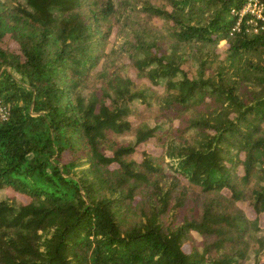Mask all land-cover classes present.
<instances>
[{"label":"trees","instance_id":"16d2710c","mask_svg":"<svg viewBox=\"0 0 264 264\" xmlns=\"http://www.w3.org/2000/svg\"><path fill=\"white\" fill-rule=\"evenodd\" d=\"M247 2L0 0V264H264Z\"/></svg>","mask_w":264,"mask_h":264},{"label":"rangeland","instance_id":"374dc122","mask_svg":"<svg viewBox=\"0 0 264 264\" xmlns=\"http://www.w3.org/2000/svg\"><path fill=\"white\" fill-rule=\"evenodd\" d=\"M249 3H251V5H252V4H253V1H252V2L248 1L246 6H249ZM249 9H250V8H249ZM253 12H254V13H260L261 10H260V9H255V8H253ZM248 23L250 24L251 28L254 27V29H253L252 31H256V30H257L256 21H255L254 19L249 20ZM114 41H115V37H114V34H112V35L110 36V38H109V42H108L107 45H106L108 49L111 48V46H112V44L114 43ZM226 48H227V43H226V41H225V40H221V41L218 43V51H219L222 55H224L225 52H226ZM103 59H104L103 57L100 58L99 62L93 67L92 72L97 71V70L100 69V67H101V65H102V62H103ZM132 77H133V75H132ZM159 90H161L160 87H159ZM139 106L142 108V105H139ZM134 119H135L134 117H131V120H134ZM149 146L151 147V145H149ZM150 147H149V148H150ZM159 151H160V150H159L158 148H154V152H159ZM67 159H68V157L65 156V157L62 158V161H64V162L66 161V162H67ZM164 166H165V165H164ZM166 167H168V166H166ZM167 171H169L168 168H167ZM5 196H8V197H14L15 194L13 193V191H11V190H9V189H6V190H0V197L2 198V197H5ZM14 198H15V197H14ZM16 198H17V200H25V197H24V196H16ZM244 209H245L246 214H247L249 217H251V218L254 217V214H253V212H252V210H251L250 208L244 206ZM260 221L264 224V215L260 218ZM192 234H193V236H194L197 240H200V234H199V233H197V232H192ZM246 264H253V254H252V253H250V256H249L248 260L246 261Z\"/></svg>","mask_w":264,"mask_h":264},{"label":"built area","instance_id":"2783aa9c","mask_svg":"<svg viewBox=\"0 0 264 264\" xmlns=\"http://www.w3.org/2000/svg\"><path fill=\"white\" fill-rule=\"evenodd\" d=\"M250 2L253 1V4L251 5V3H249V6H246L247 3L242 7V9L240 10V12L238 13L239 17H242L246 12H253V8L255 9H259L258 6L256 5L255 0H248ZM250 8V9H249ZM254 13V12H253ZM258 14L257 16L259 17L260 13H256ZM9 112H10V107L8 104L3 103L0 100V123L7 120V118L9 117Z\"/></svg>","mask_w":264,"mask_h":264}]
</instances>
